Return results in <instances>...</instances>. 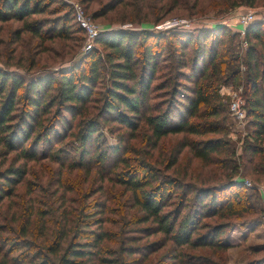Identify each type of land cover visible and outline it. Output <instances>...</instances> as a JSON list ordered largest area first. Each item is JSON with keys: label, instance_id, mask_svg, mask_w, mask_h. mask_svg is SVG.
Wrapping results in <instances>:
<instances>
[{"label": "trees", "instance_id": "trees-1", "mask_svg": "<svg viewBox=\"0 0 264 264\" xmlns=\"http://www.w3.org/2000/svg\"><path fill=\"white\" fill-rule=\"evenodd\" d=\"M253 2L249 1L251 5ZM44 8L45 0H0V20H23L25 29L44 38V34L47 33L44 27L38 22L28 20L31 15L44 11ZM73 17L74 23L86 34L74 13ZM68 22L63 19L53 26L52 37H65L70 30ZM227 30L223 25L204 29L197 38L184 34H170L178 39L181 52L176 62L177 79H184L190 84H187L188 87L184 86V91L174 90L178 99L174 98L166 110L154 108L149 103L151 83L156 78L157 69L160 68V60L164 57L163 50L167 49L165 42L161 44L158 41L167 38L165 36L155 37L156 45L149 44V39L154 36L148 32L120 31L102 37L98 42L108 47V51L105 58L97 51L86 57L85 62L89 65L87 73H79V77H75L76 71H83L78 67L71 71L59 72V80L52 77L31 81L26 86L29 110H25L27 118L24 119L26 121L28 118L30 121L33 119L36 126L26 121L20 124L11 123L12 114L16 110L17 93L23 88L25 81L16 72L0 68V144L7 148V154L15 152L17 157L23 160H37L40 144L46 142V147H51L50 139H53L54 128L49 126L42 131V128L37 127L42 123L38 124L37 120L49 111L46 96L54 81H58L57 93L60 103L66 106L67 111L73 113L78 105L94 94V87L100 77L99 69L100 67L104 69L103 62L109 63V67L112 68L110 77L113 83L108 97L104 99L103 121H117L133 131L138 123H144L149 130L147 145L152 148L156 147L163 137L172 133L186 132L205 136L224 131L225 125L221 117L226 109L216 89L214 91V85L236 81L240 76L236 66L238 58L233 53L224 54L225 51L220 48L222 43L219 37ZM246 36L250 44L245 55L247 80L244 93L252 130L245 140L244 150L252 157H256L264 153V19L252 23L246 30ZM209 37L211 40L208 47ZM191 45L192 47H189ZM191 49L193 57L189 62L185 55ZM173 51L176 50L172 49ZM187 67L190 69L189 73L181 70ZM208 76L211 83L208 82L207 85L205 80ZM9 83L11 92L7 91ZM55 100L50 107L54 106ZM213 101L217 104H213ZM201 106H204L203 110L197 114ZM105 114L108 117L105 118ZM198 115L200 119H206V122L191 121L192 117ZM219 117L220 120H217ZM61 123L64 127L67 126L66 121ZM102 133L99 122L89 121L86 132L82 134V151L79 159L70 157L68 153L60 154V146L47 157L59 162L61 168L81 167L86 168V171L95 169L102 173L107 172L108 175H100L101 178L123 186L124 193L129 192V200L133 207H136V213L124 223L123 231L130 234L122 237L117 248H105L103 242L112 239L113 234L99 226L100 222L93 224L92 221L97 219L96 213H90L88 209H94L93 211L101 209L100 213H103L107 204L101 202L92 204L87 200L79 204L77 214L71 220L75 221L74 228H68V212L62 211V219L57 222L58 229L54 241L49 245L39 243L28 236L27 229L24 228L19 235L6 234L5 226L0 224V264H144L152 254L168 246L166 253L153 264H223L190 254L184 249L206 248L218 252L227 250L230 244L226 239V233L233 223L212 224L205 219L236 217L252 212L253 206L244 204L245 198L247 199L245 191L249 188L236 180L202 187L188 186L179 182L177 178L159 181L160 177L151 171L148 164L138 163L126 157L125 153H122V147L107 146V149L103 150L100 144ZM33 139L37 141L32 146ZM227 144L228 142H224L220 137L208 140L192 139L191 142L181 143L177 147L169 163L174 164L177 153L184 147H189L195 156L209 162L212 154ZM120 151L121 158H117L113 166L108 165L106 162ZM26 173L25 163L0 170V204L12 194L13 188ZM170 187L172 190H169ZM229 192L232 199L222 203L219 195ZM170 195L172 197L167 199ZM178 195L179 203L174 209H170L173 201L171 199ZM38 214L41 223L48 212L45 209L38 211ZM31 215L32 213L29 216ZM136 232L141 234H135ZM158 233L163 236L157 240H149ZM70 236L71 240L62 245ZM144 240L145 243H141ZM261 251L264 252V248L254 252ZM245 264H264V254L250 259Z\"/></svg>", "mask_w": 264, "mask_h": 264}, {"label": "rangeland", "instance_id": "rangeland-1", "mask_svg": "<svg viewBox=\"0 0 264 264\" xmlns=\"http://www.w3.org/2000/svg\"><path fill=\"white\" fill-rule=\"evenodd\" d=\"M249 1L251 0H45L44 11L31 15L28 19L30 22H38L44 27L43 29L47 31L44 38L25 29L23 20H0V68L16 72L25 81L23 88H20L17 93L16 110L12 114L11 123L20 124L26 121L27 117L24 112L29 110L27 84L42 78L53 77L59 80V72L71 71L78 67H81L83 71H76L75 77L78 78L79 73H87L89 65L88 62H85L86 57L97 51L105 58L108 51V47L98 40L120 31L148 32L154 36L149 39L151 45H156L155 37H167L158 41L161 44L165 42L167 49L163 50L164 57L160 60V68L157 69L156 78L151 83V99L149 101L154 108L166 110L174 98L178 99L174 90L184 91V86L188 87L187 84H190L184 79H177L176 62L177 56L179 57L181 52L178 39L170 34H184L197 38L202 30L194 34V30L185 33L183 30L166 31L157 30L155 27L170 18L185 19L195 26L196 23L204 21L223 20L245 8L253 9L256 12V21L264 19V0H253L252 5ZM234 3L238 5L235 6ZM75 4L80 5L86 15L102 30L91 43L90 48L87 47L86 34L74 23ZM63 19L66 22L69 21V32L65 34V37H52L53 26ZM223 26H226L228 30L219 37V41L222 43L220 48L223 52L225 51L224 54L233 53L238 58L236 66H238L237 71L240 72V76L236 81L231 80L214 85V91L216 89L220 101L226 109L223 114L224 118L221 117L226 129L224 128V131L216 134L196 136L186 132L172 133L163 137L157 146L152 148L147 145L149 130L144 123H138L139 125L133 131L117 121H103L104 99L108 97L113 84L110 77L112 68L106 62L102 63L104 69L101 67L99 69L100 77L94 87V94L87 101L78 105L73 113L67 111L66 106L60 103L57 93L58 81H54L46 96L49 111L37 120L38 124L42 123L37 126L42 128V131L49 126L54 128L53 139H50L51 147H46V142H43L38 147L37 160H23L18 158L15 152L7 154V148L0 144V170L24 163L27 168V173L15 185L12 194L8 195L0 204V224L5 226L6 234L19 235L24 228L27 229L28 236L39 243L49 245L54 241L58 229L57 222L62 219V211L67 210L68 212V228H74L75 221L71 222V220L77 214L79 204H83L87 200H90L92 204L97 202L107 204L103 213H100L101 209L99 211L88 209V212L96 213L95 218L97 219H94L92 223L100 222L99 226L113 234L112 239L103 242L105 248H117L122 237L130 234L123 231L124 223L128 222L136 213V207H133V203L129 200V192L124 193L123 186L101 178L100 175L107 176V172L102 173L95 169L86 171V168L81 167L64 166L61 168L62 165L59 162L47 157L51 151H56L61 147L60 154L68 153L70 157L79 159L82 151V134L86 132L87 123L92 121L99 122V127L103 132L100 143L103 150L107 149V146L110 148L122 147V153H125L126 157L138 163L148 164L151 171L160 177L159 181L177 178L179 182L197 187L216 185L227 182V180L243 182L242 184L249 188L245 191L247 199L245 198L244 204L253 206L252 212L236 217L205 219L206 222L212 224L233 223L226 233L230 247L219 252L206 248H185L184 250L223 264H245L252 258L262 256L264 252L255 253L254 251L264 248V153L252 157L244 150L245 140L252 130L249 118L247 116L244 123L237 121L231 114L230 97L222 91L226 85L242 86L245 107L244 88L247 80L245 55L250 42L246 35L233 31L225 24ZM210 40L209 37L208 47ZM245 42H247V46ZM172 49L176 51L172 52ZM192 57L193 49L187 51L185 55L189 62ZM190 66L192 67L191 63ZM181 70L186 73L190 72L188 67L181 68ZM170 77L171 80H169ZM208 82L211 83L209 76L205 80L207 85ZM11 90L9 83L7 91L11 92ZM53 100H55V104L50 107ZM212 103L217 104L215 101ZM203 107L199 108L197 114L203 110ZM153 112L156 111L153 110ZM104 116L108 117L107 114ZM27 120L26 122H31L32 126H36L33 119L32 121L29 118ZM217 120H220V117ZM61 121H66L67 126L64 127ZM191 121L205 123L206 119H200L198 115L192 117ZM219 137L228 144L213 153L209 162L195 156L189 147H180L182 149L177 153L174 164L170 165L169 162L181 143L186 144L192 139L208 140ZM31 140L32 138L29 143ZM36 141L33 139L32 146ZM124 145L125 148H123ZM90 148L92 149V146ZM117 158H121V151L106 163L113 166L117 162ZM118 169H121V165ZM169 190H172L171 187ZM91 194L93 197H90ZM169 197L172 196H167V199ZM219 197L221 202L225 203L227 199H232V194L231 192L224 193ZM171 200L173 201L170 209H174L179 203L180 197L178 195ZM45 209L48 214L40 223L38 211ZM30 213H32L31 216H29ZM252 219L257 221H251ZM135 234L141 233L136 232ZM162 236L161 233H158L151 236L149 240H157ZM70 240L71 236L62 245ZM141 243H145V240ZM168 248L169 246L152 254L144 264L157 262Z\"/></svg>", "mask_w": 264, "mask_h": 264}, {"label": "built area", "instance_id": "built-area-1", "mask_svg": "<svg viewBox=\"0 0 264 264\" xmlns=\"http://www.w3.org/2000/svg\"><path fill=\"white\" fill-rule=\"evenodd\" d=\"M75 16L76 20L80 26L85 30L88 48L91 47V43L99 36L101 29L96 23H94L85 13V10L78 4H75ZM257 19L256 12L253 9H240L234 15L228 16L223 20H209L196 23L194 26L192 22L181 19V18H170L160 24H158L155 29L157 30H183L186 32L195 31L199 32L200 30L210 29L212 27L227 25L233 31L246 35V30ZM180 31V32H183ZM247 46V42H245ZM242 86H234V84L226 85L223 87V93L227 94L230 97V110L232 116L239 122L244 123L247 117V111L244 107V101L242 98Z\"/></svg>", "mask_w": 264, "mask_h": 264}]
</instances>
